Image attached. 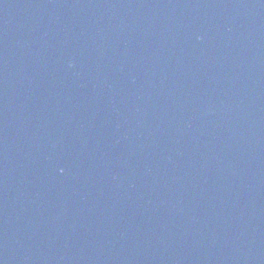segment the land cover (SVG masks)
Wrapping results in <instances>:
<instances>
[{
  "label": "water",
  "instance_id": "obj_1",
  "mask_svg": "<svg viewBox=\"0 0 264 264\" xmlns=\"http://www.w3.org/2000/svg\"><path fill=\"white\" fill-rule=\"evenodd\" d=\"M0 264H264V0H0Z\"/></svg>",
  "mask_w": 264,
  "mask_h": 264
}]
</instances>
